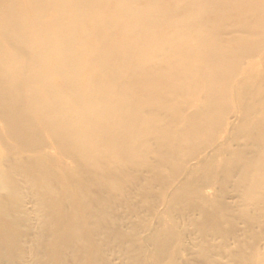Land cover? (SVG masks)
I'll return each mask as SVG.
<instances>
[{"label": "bare ground", "instance_id": "obj_1", "mask_svg": "<svg viewBox=\"0 0 264 264\" xmlns=\"http://www.w3.org/2000/svg\"><path fill=\"white\" fill-rule=\"evenodd\" d=\"M231 177L259 225L264 0H0V264H190Z\"/></svg>", "mask_w": 264, "mask_h": 264}, {"label": "rangeland", "instance_id": "obj_2", "mask_svg": "<svg viewBox=\"0 0 264 264\" xmlns=\"http://www.w3.org/2000/svg\"><path fill=\"white\" fill-rule=\"evenodd\" d=\"M206 143L207 142L201 143V145L198 146L197 151H202L206 154L208 152L205 148ZM235 147H238V144H236ZM194 164L195 162H192L191 165ZM233 174L236 176L237 171ZM232 179L233 177L224 179L223 181H220L219 186L216 185V188L218 187L222 194L221 200L231 208L228 210L229 212L225 213L227 224L224 226L225 228H223V232H221L224 235L223 238L221 235L213 237V234H204L198 228L188 224L187 220L189 219L199 220V216L194 212L189 213L187 211L184 213V216L176 212L170 214L169 218L173 225V234L181 237L184 249L182 250L180 257L183 258L184 261H188L190 264H212V262H221L222 264H243L245 258L250 256L252 249H254L256 245H259L261 250L264 251V218L259 225H255L250 224L249 221H246L239 216V210L241 207L239 206L237 197L234 195ZM26 201H32V198L27 195V198L24 197V203ZM27 207H29V205H27ZM256 212V210H252V214H256ZM252 214L251 220L253 218ZM150 223L151 222L148 221L147 225H150ZM247 226H249L250 228L248 229L251 230L245 235L244 232L248 230ZM232 237L242 239L243 248H240L239 252L234 256V260L229 261L220 255V253L216 252L214 248L221 249L223 248V245H227L228 248H233ZM111 251L114 253H111L112 256H110L109 259H116L118 264H123L124 260L120 255L118 248H114L113 246L109 253ZM241 256H245V258L240 259Z\"/></svg>", "mask_w": 264, "mask_h": 264}]
</instances>
